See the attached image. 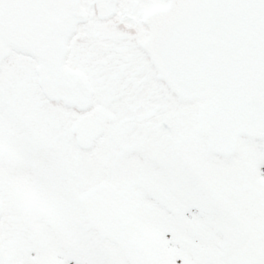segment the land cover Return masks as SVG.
<instances>
[{"label": "snow or ice", "instance_id": "snow-or-ice-1", "mask_svg": "<svg viewBox=\"0 0 264 264\" xmlns=\"http://www.w3.org/2000/svg\"><path fill=\"white\" fill-rule=\"evenodd\" d=\"M0 264H264V0H0Z\"/></svg>", "mask_w": 264, "mask_h": 264}]
</instances>
